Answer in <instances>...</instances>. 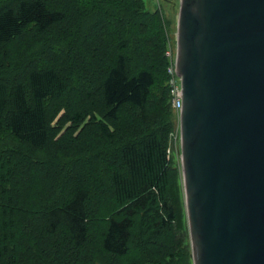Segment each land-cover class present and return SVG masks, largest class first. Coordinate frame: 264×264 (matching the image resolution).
Returning a JSON list of instances; mask_svg holds the SVG:
<instances>
[{
    "label": "rangeland",
    "instance_id": "obj_1",
    "mask_svg": "<svg viewBox=\"0 0 264 264\" xmlns=\"http://www.w3.org/2000/svg\"><path fill=\"white\" fill-rule=\"evenodd\" d=\"M51 1L49 5L66 11V18L42 33H38L33 25H28L11 41L0 43V79L12 85L25 82L31 68H56L66 82L64 93L55 101L61 104L64 114L85 108L88 91L92 92L91 97L96 103H101L100 81L113 63L121 43L124 44L122 51L129 59L131 73L141 67H150L154 71L160 67L157 74H161L164 64L157 55L160 53L163 56L166 44L175 52L173 46L179 0H138L141 4L136 0ZM7 6H15V0H0V9ZM143 9L148 14L143 13ZM150 62L155 65L151 66ZM159 76L143 113L133 106L120 110L118 134L116 132L112 139H105L98 130L95 132L96 140L100 142L99 138H102L104 142L101 145L107 148L99 149L98 154L91 151L94 154L88 155L83 148H79L83 143L76 136L82 128L76 132L78 125L74 126L75 131L63 129L41 150H32L10 135L3 118L0 124V158L9 162L11 168L19 162L14 175L16 178L21 175L17 174L19 169L29 170L24 201L31 208L44 198L48 205L60 204L82 186L90 190V200L88 205L86 203L90 209L87 216L88 240L82 246L75 247L67 229L60 227L52 236L37 234L29 240L27 250L22 235L15 231L13 235L10 233L7 250H3L0 242L2 264H192L180 168L179 116L167 105L163 77ZM59 113L60 110L54 114L53 124H56ZM97 116L100 117L99 114ZM90 132L89 140L94 146L93 128ZM150 132L165 134L167 154L176 168V173L170 176L171 186L167 191V197L174 205L175 220L168 228L154 233V221L149 226L142 225L144 212H139L128 252L123 255L108 254L101 247V233L118 203L113 193L109 192L105 175L124 167L121 157L124 144H137L142 136ZM9 151L12 152L10 158L5 159ZM107 160L111 164L108 167L105 165ZM94 161L99 164L100 173L98 167L92 165ZM7 170H3L6 175L9 173ZM89 170L91 179H98V175L101 177V184L85 176ZM2 232L1 229L0 236Z\"/></svg>",
    "mask_w": 264,
    "mask_h": 264
},
{
    "label": "water",
    "instance_id": "obj_2",
    "mask_svg": "<svg viewBox=\"0 0 264 264\" xmlns=\"http://www.w3.org/2000/svg\"><path fill=\"white\" fill-rule=\"evenodd\" d=\"M175 71L192 264H264V0H179Z\"/></svg>",
    "mask_w": 264,
    "mask_h": 264
},
{
    "label": "trees",
    "instance_id": "obj_3",
    "mask_svg": "<svg viewBox=\"0 0 264 264\" xmlns=\"http://www.w3.org/2000/svg\"><path fill=\"white\" fill-rule=\"evenodd\" d=\"M48 2L52 1L15 0V6L0 9V43L11 41L28 25H33L38 33H42L61 23L66 18V11L49 5ZM137 3L141 4V1ZM142 12L148 14L147 10L143 9ZM118 47L120 49L113 63L108 66L100 81V104L92 99V92L88 91L85 95L88 97V105L85 108L64 114L61 104L55 102L66 89L63 76L52 66L34 67L28 71L25 82L19 81L10 85L9 82L0 79V124L5 118L10 135L32 150H41L55 140L56 135L63 129L74 130L78 125L76 132L82 128L76 136L81 144L83 143L79 148H83L89 155L93 153L91 151L98 154L99 149H107L101 145L104 142L102 138H99L100 142L96 140L97 130L105 139L114 138L116 132L118 134L120 110L133 106L141 113L145 111L149 94L159 75L163 77L166 103L171 107L167 74L169 60L165 53L170 48L169 45L164 46L163 56L160 53L157 55L164 64L161 74H157L160 67L155 71L150 67H141L131 73L128 67L129 59L122 51L124 44L121 43ZM150 65L155 64L150 62ZM59 110L56 124H53V116ZM91 128L94 146L92 140H89ZM11 153L7 152L4 158L9 159ZM16 156L15 158L19 160ZM121 157L124 167L105 175L108 183L106 185L110 188L109 192L113 193L118 206L108 218L101 233V247L108 254L123 255L129 250L135 218L139 212H144L142 225L149 226L154 221L156 227L154 233H159L174 222L175 209L167 197V191L169 192L171 186L170 176L176 173V168L167 154L166 136L160 132H150L142 136L137 144L133 142L124 144L121 148ZM0 159V232L1 229L3 231L0 242L3 250L9 248L10 233L13 235L15 231L22 235L27 250L29 240L31 241L37 234L52 236L60 227L67 229L75 247L87 242L89 233L87 216L90 209L86 206L90 200L88 188L77 187L63 203L48 205L45 203L47 199L44 198L40 200V204L31 208L24 201L29 170L19 169L17 174L21 175L16 178L14 175L19 162L17 161L18 164L11 168L9 162ZM97 161L92 165L98 167L100 173ZM111 163L115 167L112 160ZM105 165L108 167L111 164L107 160ZM5 168H8V175L3 172ZM85 176L97 184L102 182L99 175V180L91 179L90 170ZM5 227L7 230H4ZM167 255L171 257V254Z\"/></svg>",
    "mask_w": 264,
    "mask_h": 264
},
{
    "label": "built area",
    "instance_id": "obj_4",
    "mask_svg": "<svg viewBox=\"0 0 264 264\" xmlns=\"http://www.w3.org/2000/svg\"><path fill=\"white\" fill-rule=\"evenodd\" d=\"M168 57L169 63L167 66V74H168V87L170 93V103L171 107L179 112L181 108V87H180V79L175 71V52L173 49L168 48L165 52Z\"/></svg>",
    "mask_w": 264,
    "mask_h": 264
}]
</instances>
